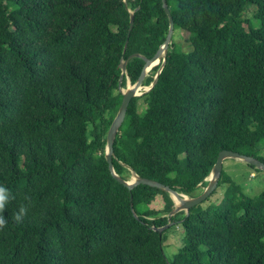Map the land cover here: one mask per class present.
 Listing matches in <instances>:
<instances>
[{
    "label": "trees",
    "instance_id": "1",
    "mask_svg": "<svg viewBox=\"0 0 264 264\" xmlns=\"http://www.w3.org/2000/svg\"><path fill=\"white\" fill-rule=\"evenodd\" d=\"M167 3L190 50L172 39L156 86L130 102L113 165L125 181L132 169L197 197L221 151L264 163V0ZM168 30L162 0H0V184L14 197L0 264H264V191L245 194L223 169L212 194L227 185L220 203L172 218L186 242L169 260L167 230L154 228L169 222L170 195L130 192L110 173L121 90L145 61H128L121 87L120 66L134 54L152 59ZM21 204L28 213L17 223Z\"/></svg>",
    "mask_w": 264,
    "mask_h": 264
},
{
    "label": "water",
    "instance_id": "2",
    "mask_svg": "<svg viewBox=\"0 0 264 264\" xmlns=\"http://www.w3.org/2000/svg\"><path fill=\"white\" fill-rule=\"evenodd\" d=\"M162 7H163L165 13L167 14V16L169 18V30H168V34H167L165 42L162 44V46L159 48V50L157 51V53L155 54V56L152 59H147V58H145L139 54H134V55L130 56L128 58V60L123 61L121 66H120V68L122 70V75L120 77L119 84L121 87L124 76L127 74V63H128V61L133 59V58H142L145 61V65L143 67L142 73H141L139 79L137 80V82L135 84H132L130 82V80H128V82H127L128 86L126 87V89L124 91H123V89L121 90V92L123 94V100H122V104L120 106V109L118 111V114L115 117V119H114V121L110 127V130L108 132V135H107V146H106V156H105L106 161L109 165V170H110L111 175L114 177V179L116 181H118L120 184L127 187L130 190V192L140 185H146V186H149L152 188H157V189H159L163 192H166L170 195V197L174 201V207L168 216V221H169L168 224L161 227V228H154V230L156 232H158L159 234H162L164 231L168 230L171 226L174 225L172 218L174 216H176L178 213L186 212L187 214H189V211L192 208H194V207L200 205L201 203H203L204 201H206L214 193V191L218 188L225 160L234 159L237 161H242V162H245L246 164H248L249 166L254 167L257 170L264 172V163L262 161L254 158L252 156H246V155L240 154L238 152L223 150L219 153L217 162L213 167V170L211 172L210 177L207 179V181H208L207 187L197 197H189L185 194H181V193L175 191L174 189H172L169 186H166L164 184H161L159 182H156V181H153V180H150L147 178H142L136 172H134L132 169H130L131 173H132V179H130L129 181H125L123 178H121L117 174V172L114 168V165H113L114 143H115L116 137L120 131V128L125 121V118L127 115V110H128L129 105H130V102L136 97H140L146 93H149L156 86L158 79H159V76L162 73L163 68L165 67L166 58H167L169 49L171 47L172 39H173V36L175 33V23H174V19L172 17V14L170 12V8L168 6L167 0H162ZM133 26H134V13H131L130 31L133 29ZM127 44L128 43H126L125 51L127 49ZM160 63H161V66L156 73L154 81L152 82V84L149 87H145L144 81L149 76V72L154 67L159 65ZM176 200L178 202H176ZM130 201L131 202L133 201L132 195H131ZM131 208L133 211V205L132 204H131ZM133 215L135 217H137V215L134 211H133Z\"/></svg>",
    "mask_w": 264,
    "mask_h": 264
},
{
    "label": "rangeland",
    "instance_id": "3",
    "mask_svg": "<svg viewBox=\"0 0 264 264\" xmlns=\"http://www.w3.org/2000/svg\"><path fill=\"white\" fill-rule=\"evenodd\" d=\"M257 8L251 6L245 12L243 19L245 20L244 26L249 27L248 21H255L254 13ZM256 25L258 26V21L256 20ZM189 33L180 32L178 29L175 30L173 40L178 44L184 51H189L190 46L188 42ZM172 40V42H173ZM158 66V65H157ZM156 66V67H157ZM154 67V68H156ZM154 68L149 72V75H155ZM155 78V77H154ZM128 86V85H127ZM149 87V86H145ZM125 89H123L124 91ZM262 155L264 156V150H262ZM224 172L228 173L229 176L241 186L242 191L250 196H257L264 191V172L260 170H254L248 164L242 161H237L234 159H227L223 166ZM132 179V178H131ZM225 187H220V191L216 196H211L208 200L201 203V207L207 208L211 205L212 201H217V204L221 202V197L225 193L227 185ZM204 190V189H203ZM203 192V191H202ZM164 251L165 255L169 260H172L173 256L178 252V250L185 245V233L181 224H175L171 226L167 232L164 234Z\"/></svg>",
    "mask_w": 264,
    "mask_h": 264
},
{
    "label": "clouds",
    "instance_id": "4",
    "mask_svg": "<svg viewBox=\"0 0 264 264\" xmlns=\"http://www.w3.org/2000/svg\"><path fill=\"white\" fill-rule=\"evenodd\" d=\"M12 199H14L11 191L5 185L0 184V229H2L7 221V217L4 215L5 211L8 210ZM27 199V198H26ZM28 213V208L21 204L13 214V219L19 223L25 215Z\"/></svg>",
    "mask_w": 264,
    "mask_h": 264
},
{
    "label": "bare ground",
    "instance_id": "5",
    "mask_svg": "<svg viewBox=\"0 0 264 264\" xmlns=\"http://www.w3.org/2000/svg\"><path fill=\"white\" fill-rule=\"evenodd\" d=\"M176 202H178V201L176 200Z\"/></svg>",
    "mask_w": 264,
    "mask_h": 264
}]
</instances>
